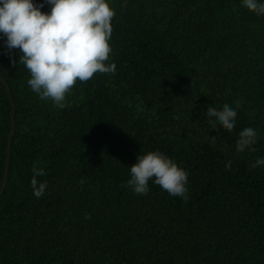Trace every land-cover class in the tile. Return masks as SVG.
<instances>
[{"label":"trees","instance_id":"16d2710c","mask_svg":"<svg viewBox=\"0 0 264 264\" xmlns=\"http://www.w3.org/2000/svg\"><path fill=\"white\" fill-rule=\"evenodd\" d=\"M108 2L116 71L77 80L64 108L30 89L0 36V264H264V166L251 167L264 157V15L241 0ZM237 101L233 131L211 129L207 111ZM246 127L255 150L237 153ZM148 151L187 173V203L151 180L143 195L126 186Z\"/></svg>","mask_w":264,"mask_h":264},{"label":"clouds","instance_id":"9594fccd","mask_svg":"<svg viewBox=\"0 0 264 264\" xmlns=\"http://www.w3.org/2000/svg\"><path fill=\"white\" fill-rule=\"evenodd\" d=\"M48 6V11L41 9ZM241 7L256 15H264V0H241ZM115 10L108 0H0V36L4 53L13 65L22 64L28 70L27 84L42 100H50L59 108L65 107L66 94L74 83L87 81L94 73H112L115 63H106L112 49L109 44L111 20ZM18 50V59L12 60V50ZM236 107H225L220 112L208 110L205 118L209 127L233 131L239 102ZM257 131L243 128L235 141L237 153L254 151ZM208 143L216 145L214 139ZM264 166V157H258L251 167ZM231 167V161L225 164ZM129 169L126 186L135 194H146L148 182L159 185L171 198L187 203V173L170 157L160 151L136 155ZM30 187L33 195L41 197L47 181L37 176L45 169L33 164ZM84 181L81 180V183Z\"/></svg>","mask_w":264,"mask_h":264},{"label":"water","instance_id":"95a60500","mask_svg":"<svg viewBox=\"0 0 264 264\" xmlns=\"http://www.w3.org/2000/svg\"><path fill=\"white\" fill-rule=\"evenodd\" d=\"M11 135H12V134H11ZM5 183H6V179H5V181H4V185H5ZM4 185H3V186H4ZM0 193H1V191H0Z\"/></svg>","mask_w":264,"mask_h":264}]
</instances>
